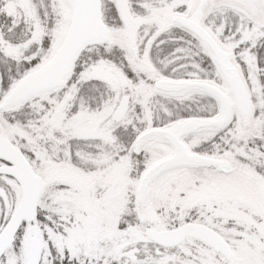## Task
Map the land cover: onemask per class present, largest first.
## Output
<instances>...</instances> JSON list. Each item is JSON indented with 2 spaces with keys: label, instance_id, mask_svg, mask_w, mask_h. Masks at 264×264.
Returning a JSON list of instances; mask_svg holds the SVG:
<instances>
[{
  "label": "snow or ice",
  "instance_id": "obj_1",
  "mask_svg": "<svg viewBox=\"0 0 264 264\" xmlns=\"http://www.w3.org/2000/svg\"><path fill=\"white\" fill-rule=\"evenodd\" d=\"M0 264H264V0H0Z\"/></svg>",
  "mask_w": 264,
  "mask_h": 264
}]
</instances>
